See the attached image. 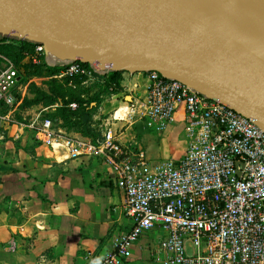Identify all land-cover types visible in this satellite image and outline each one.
I'll list each match as a JSON object with an SVG mask.
<instances>
[{"label":"built area","instance_id":"1","mask_svg":"<svg viewBox=\"0 0 264 264\" xmlns=\"http://www.w3.org/2000/svg\"><path fill=\"white\" fill-rule=\"evenodd\" d=\"M45 52L36 43L21 63L43 64ZM63 66L61 77L106 75L80 61ZM141 72L149 79L148 94L144 101H128L132 116L160 133L182 110L187 147L179 158L152 162L137 139L123 144L122 135L135 124L128 118H103L97 139L63 133L51 117L13 121L35 130L48 146H65L73 159L101 157L123 188L133 226L112 250L89 252L86 264L121 263L144 233L157 229L164 235L155 252L164 254L165 264H264V128L180 79ZM23 74L14 64L0 68V102L13 105Z\"/></svg>","mask_w":264,"mask_h":264},{"label":"crops","instance_id":"2","mask_svg":"<svg viewBox=\"0 0 264 264\" xmlns=\"http://www.w3.org/2000/svg\"><path fill=\"white\" fill-rule=\"evenodd\" d=\"M253 8L248 13L254 25L264 24V11ZM98 75H85L83 88L92 84L97 92L105 78ZM121 86L120 92L103 95L93 121L128 118L135 124L122 135L123 144L137 139L152 162L181 157L187 147L182 110L175 123L156 132L120 98L144 101L147 74L123 73ZM136 110H142L140 104ZM132 226L124 190L101 157L73 159L65 146H48L35 130L0 120V264H86L89 252L112 250ZM163 235L159 229L144 233L118 264H165L164 254L155 252Z\"/></svg>","mask_w":264,"mask_h":264},{"label":"water","instance_id":"3","mask_svg":"<svg viewBox=\"0 0 264 264\" xmlns=\"http://www.w3.org/2000/svg\"><path fill=\"white\" fill-rule=\"evenodd\" d=\"M121 21L91 0H0V33L98 69L165 70L264 128V49L177 25Z\"/></svg>","mask_w":264,"mask_h":264},{"label":"rangeland","instance_id":"4","mask_svg":"<svg viewBox=\"0 0 264 264\" xmlns=\"http://www.w3.org/2000/svg\"><path fill=\"white\" fill-rule=\"evenodd\" d=\"M223 1V14L226 16V21L228 22L227 25L232 26V28L234 27V29L237 28L238 33L243 34V38L245 39L247 35H249L253 40L255 37L257 40H261L260 38H262L264 41V24L259 23L254 25V17L248 13L251 11L252 7H254L253 9L264 11V9H262V6H264V0ZM247 6L250 8H247ZM262 18L264 20V16H262ZM213 19L217 22L219 16H215ZM163 23L165 25H177L182 28L204 30L212 33L215 28L219 27V25H214V27L211 28L207 26L204 20L202 21L195 18L187 20L178 18L175 20H167ZM221 29L228 31L226 30V27ZM28 41L30 42L14 36L8 37L6 40H0V68L9 64L19 66L24 59L26 52L33 49L37 43L29 39ZM42 59L45 61V66L31 67L25 72L26 74H23L17 88L14 90L13 105L0 103V115L9 114V120L11 123H14L13 121L27 123L39 115L42 117H49L48 115H50L53 116L52 119L54 120L56 127L61 129L63 133H72V131L75 130L68 124L67 120L71 119V121L74 122L80 121L79 116H82V114L81 109H78L79 104H81L80 108L85 107L86 104L91 101L96 92L91 86L92 84L88 86V88H83L84 84L81 82L86 78L85 75L72 77H61L59 75L60 69L64 67L63 65L70 61L62 60L51 55L47 51ZM92 66L96 68L91 64V67ZM57 67L59 69L55 70ZM110 70L111 69H99V71L105 72L106 75ZM122 71L123 73H133L138 70L123 69ZM95 75L97 78H101L98 74L94 73V76ZM95 83L97 82L95 81ZM50 97H52L54 102H49L51 99ZM120 98L124 102H128L131 99V97L125 98L124 96ZM74 102L78 104V107L75 109L70 106V103ZM65 103L69 104L70 108H67V106L63 107ZM64 116H66V118H64ZM107 117L108 115L103 116L100 119L98 118L99 120H94L95 127L98 130L100 129L102 119ZM184 137L185 134H183L182 138Z\"/></svg>","mask_w":264,"mask_h":264},{"label":"bare ground","instance_id":"5","mask_svg":"<svg viewBox=\"0 0 264 264\" xmlns=\"http://www.w3.org/2000/svg\"><path fill=\"white\" fill-rule=\"evenodd\" d=\"M91 1L101 11L113 15L114 18H117L122 22L129 21V22H137V23H143L153 26H159V25H163L161 23L167 20H175L178 18L187 20V19L195 18V19H200L202 21L204 20L207 26L211 28L214 27V25H219V27L215 29L213 28L214 29L213 34L242 41L264 49V41L262 38H260L261 40H257L253 36L254 37L253 40L251 39V37H249V35H247L245 39L243 38L244 36L243 34L238 33L237 28L234 29V27L232 28V26L227 25L228 22L226 21L227 20L226 16L223 14V10H224L223 0H91ZM215 16H219L217 22L213 19V17ZM225 27L227 28L226 30H228L229 32L224 31V29H221ZM112 68H125V67L122 66L110 67V69ZM165 72L166 74L174 75L173 71L165 70Z\"/></svg>","mask_w":264,"mask_h":264},{"label":"trees","instance_id":"6","mask_svg":"<svg viewBox=\"0 0 264 264\" xmlns=\"http://www.w3.org/2000/svg\"><path fill=\"white\" fill-rule=\"evenodd\" d=\"M8 37H13V36L0 34V40H6V38H8ZM22 40H24V39H22ZM25 41L30 42L26 39H25ZM80 62L82 64H84L85 66H89V67L91 66V64H89V63H85L82 61H80ZM38 66H45V64L43 63V64L34 65L31 63H26V64L21 63L19 65V67L24 68V72H27L28 69L31 67H38ZM58 69H59L58 67L55 68V70H58ZM104 76H105L104 81L99 84V89L95 93V95L92 97L91 101H89V103L86 104V106L83 108H80L81 104H79L78 109H81V114H82V116H79L80 121L74 122V121H71V119L67 120L68 124L70 126H72V128L75 131H78V132L82 133L83 135L91 137L93 139H97L101 135L100 130H98L95 127V124L93 121V113L98 108L99 104L102 102L103 95L118 93L122 89V86H121V81L123 79V71L122 70H112L109 73H107V75H104ZM50 98L51 99L49 102H54V100H52V97H50ZM0 103L4 104L3 102H0ZM65 104H67V103H65ZM65 104L63 105V107L67 106V108H70L69 104H67V105H65ZM48 116L53 118V116H50V115H48ZM64 118H66V116H64Z\"/></svg>","mask_w":264,"mask_h":264},{"label":"flooded vegetation","instance_id":"7","mask_svg":"<svg viewBox=\"0 0 264 264\" xmlns=\"http://www.w3.org/2000/svg\"><path fill=\"white\" fill-rule=\"evenodd\" d=\"M0 34H2V33H0ZM4 35V34H3Z\"/></svg>","mask_w":264,"mask_h":264}]
</instances>
